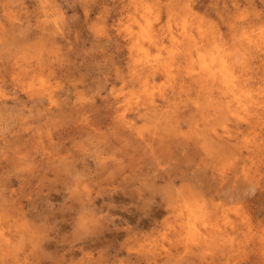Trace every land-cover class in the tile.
Wrapping results in <instances>:
<instances>
[{"label":"rangeland","instance_id":"rangeland-1","mask_svg":"<svg viewBox=\"0 0 264 264\" xmlns=\"http://www.w3.org/2000/svg\"><path fill=\"white\" fill-rule=\"evenodd\" d=\"M0 264H264V0H0Z\"/></svg>","mask_w":264,"mask_h":264},{"label":"bare ground","instance_id":"bare-ground-1","mask_svg":"<svg viewBox=\"0 0 264 264\" xmlns=\"http://www.w3.org/2000/svg\"><path fill=\"white\" fill-rule=\"evenodd\" d=\"M177 35V34H176ZM150 47V46H149ZM180 48V47H179ZM133 52V51H132ZM180 54V53H179ZM174 56V55H173ZM212 60V59H211ZM177 64V63H176ZM208 64V63H207ZM205 65V64H204ZM158 66V65H157ZM202 66V65H201ZM200 66V67H201ZM203 68V67H202ZM213 68V67H212ZM213 70V69H212ZM204 71H205V69H204ZM218 71V70H217ZM217 71H215V72H217ZM147 72V71H146ZM148 73V72H147ZM221 73H223L222 71H221ZM203 74H205V73H203ZM194 75V74H193ZM202 76V75H201ZM207 76V75H206ZM205 76V77H206ZM164 77V76H163ZM216 78H217V76H215ZM200 78H202V77H200ZM208 78V77H207ZM145 79V78H144ZM176 79V78H175ZM203 79V78H202ZM211 79V78H210ZM160 83V82H159ZM173 84V83H172ZM172 87V86H171ZM231 100V99H230ZM243 101V100H242ZM142 109V108H141ZM230 110V109H229ZM230 113V112H229ZM91 203V202H90ZM93 205V204H92ZM183 227V226H182ZM188 229V228H187ZM191 232V231H190ZM181 233H182V231H181ZM192 233V232H191ZM195 233V232H194ZM222 237V236H221ZM207 239V238H206ZM194 242V241H193ZM191 248V247H190Z\"/></svg>","mask_w":264,"mask_h":264}]
</instances>
